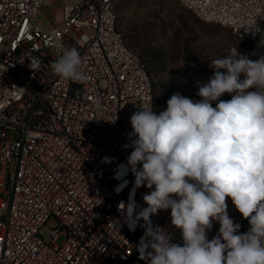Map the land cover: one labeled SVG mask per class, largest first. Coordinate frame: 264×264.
Returning <instances> with one entry per match:
<instances>
[{"label":"built area","instance_id":"obj_1","mask_svg":"<svg viewBox=\"0 0 264 264\" xmlns=\"http://www.w3.org/2000/svg\"><path fill=\"white\" fill-rule=\"evenodd\" d=\"M0 0V264H146L135 231L117 205L127 202L135 177L117 193L118 165L133 150L130 117L153 107L145 64L119 28L117 0ZM206 24L227 28L264 56V0H177ZM61 12L43 27L40 11ZM255 25L260 32H249ZM74 46L88 80L69 82L51 64ZM109 157L111 163H104ZM136 190L137 211L147 207ZM244 232L246 220L227 200ZM182 245L170 209L151 217ZM49 226H52L51 228ZM213 222L208 239L218 235Z\"/></svg>","mask_w":264,"mask_h":264},{"label":"clouds","instance_id":"obj_2","mask_svg":"<svg viewBox=\"0 0 264 264\" xmlns=\"http://www.w3.org/2000/svg\"><path fill=\"white\" fill-rule=\"evenodd\" d=\"M248 31L261 30L255 25ZM82 63L80 51L71 46L51 69L83 84L88 76ZM211 68L207 83L196 82L199 100L175 93L159 114L140 107L130 117L131 144L124 147L133 150L113 178L121 182L119 193L129 184L126 175L135 177L127 202L117 208L130 231L144 222L137 251L146 264H264V56L253 61L235 47ZM226 93L231 99H221ZM142 186L150 190L143 195L147 207L137 211L135 193ZM229 198L248 219V232L237 234L240 225L228 214ZM169 209L182 245L152 223V216ZM214 221L219 232L209 240Z\"/></svg>","mask_w":264,"mask_h":264},{"label":"rangeland","instance_id":"obj_3","mask_svg":"<svg viewBox=\"0 0 264 264\" xmlns=\"http://www.w3.org/2000/svg\"><path fill=\"white\" fill-rule=\"evenodd\" d=\"M116 7L127 46L140 57L151 78L156 114L166 109L175 93L199 100L196 82L207 83L214 71L212 61L227 57L230 49L237 47L239 54L253 60L249 42L227 28L201 22L177 0H117ZM50 17L59 20L61 12L55 16L51 9L44 8L37 21L47 27ZM221 99L231 96L226 93ZM250 227L247 219L243 233Z\"/></svg>","mask_w":264,"mask_h":264}]
</instances>
